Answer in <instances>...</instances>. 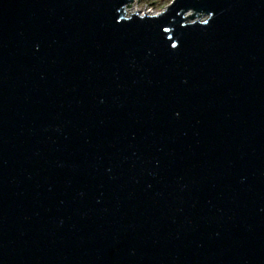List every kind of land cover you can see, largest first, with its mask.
I'll use <instances>...</instances> for the list:
<instances>
[{
  "label": "water",
  "instance_id": "obj_1",
  "mask_svg": "<svg viewBox=\"0 0 264 264\" xmlns=\"http://www.w3.org/2000/svg\"><path fill=\"white\" fill-rule=\"evenodd\" d=\"M132 2L0 0V264H264V0Z\"/></svg>",
  "mask_w": 264,
  "mask_h": 264
},
{
  "label": "flooded vegetation",
  "instance_id": "obj_2",
  "mask_svg": "<svg viewBox=\"0 0 264 264\" xmlns=\"http://www.w3.org/2000/svg\"><path fill=\"white\" fill-rule=\"evenodd\" d=\"M171 1V2H170ZM174 0H133L132 3H137V4H145L147 7L151 6V10L144 9L143 12L137 10L139 13L143 14H149V15H156L160 14L165 11V9L173 2ZM166 3V4H165ZM164 4L161 8L159 9H154L156 5H162ZM165 6V7H164Z\"/></svg>",
  "mask_w": 264,
  "mask_h": 264
},
{
  "label": "rangeland",
  "instance_id": "obj_3",
  "mask_svg": "<svg viewBox=\"0 0 264 264\" xmlns=\"http://www.w3.org/2000/svg\"><path fill=\"white\" fill-rule=\"evenodd\" d=\"M170 2H171V1H170ZM165 4H166V3H165ZM163 5H164V4H162V5H156V6L154 7V9H159V8H161ZM164 7H165V6H164ZM128 8H129V9L127 10L128 13H133V12H136L137 10L143 12L144 9H147V10H151V9H152L151 6H148V7H147L144 3H143V4H137L136 2H135V3H132L131 6H129ZM197 19H200V18L198 17ZM202 19H204V17H203Z\"/></svg>",
  "mask_w": 264,
  "mask_h": 264
},
{
  "label": "bare ground",
  "instance_id": "obj_4",
  "mask_svg": "<svg viewBox=\"0 0 264 264\" xmlns=\"http://www.w3.org/2000/svg\"><path fill=\"white\" fill-rule=\"evenodd\" d=\"M137 12V11H136Z\"/></svg>",
  "mask_w": 264,
  "mask_h": 264
}]
</instances>
